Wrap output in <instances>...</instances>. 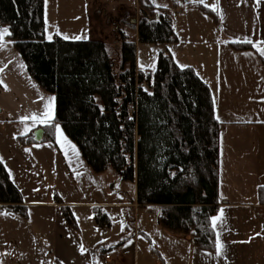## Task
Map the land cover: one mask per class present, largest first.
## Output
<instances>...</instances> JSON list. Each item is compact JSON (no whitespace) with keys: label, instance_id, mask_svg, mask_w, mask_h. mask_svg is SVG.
Returning <instances> with one entry per match:
<instances>
[{"label":"trees","instance_id":"16d2710c","mask_svg":"<svg viewBox=\"0 0 264 264\" xmlns=\"http://www.w3.org/2000/svg\"><path fill=\"white\" fill-rule=\"evenodd\" d=\"M138 5L143 15L132 28L138 44L178 43L168 10L153 0H138ZM196 7L216 20L215 12ZM0 28L9 29L7 40L27 73L54 98L53 119L49 126L39 125L40 141L51 139L59 124L94 174L111 170L118 181L134 183L137 207H160L159 225L189 235L198 249L214 250L219 122L208 86L193 70L177 66L165 50L153 74L137 71L136 41L119 29L115 55L101 40L56 35L47 41L44 0H0ZM258 198L264 205V186ZM21 203L0 161V204L24 217ZM64 214L73 225L68 209ZM94 220L109 226L100 208H94Z\"/></svg>","mask_w":264,"mask_h":264},{"label":"crops","instance_id":"0c3cea01","mask_svg":"<svg viewBox=\"0 0 264 264\" xmlns=\"http://www.w3.org/2000/svg\"><path fill=\"white\" fill-rule=\"evenodd\" d=\"M171 4L174 11L187 8L184 9L186 14H189V8L196 10V13H190L196 20L189 25V41L199 38L195 34L207 31L213 35L208 42L215 41L220 46L218 52L221 62L216 74L211 75L209 82L204 79L202 82L210 90L214 114L219 122L217 196L220 204L211 218V226L213 218L220 217L221 212L223 215L217 221V226H212L215 233V248L212 251L198 249L194 242L191 243L193 240L189 235L159 225L161 208L157 206L149 207L160 209L156 220V228L160 229L158 237L150 233L147 226L144 232L138 229L137 233L146 238L160 264H264V205L258 198V188L264 186L259 143L264 121H259L255 108L256 103L264 106V55L261 54L264 50V0H171ZM197 4L215 12L216 20L213 15L197 8ZM137 7L136 12L141 11ZM159 7L171 12L169 8ZM200 12L212 18L215 25L200 17ZM91 15L92 11L87 6L82 9L74 0H44L45 40L50 41L48 37L56 35L63 39L79 37L81 40H102L100 33L109 35V39L113 38V23H121L122 19L107 13L100 16L99 12L95 15L101 23L100 30L95 28V18ZM140 15L141 19L143 14L140 12ZM198 21L203 23L201 30ZM104 26L106 29H103ZM213 27H216V31ZM176 35L178 42H183L181 36L178 33ZM235 43L248 46L237 49L232 46ZM0 68H3L0 76L8 89L0 86V124L31 126L26 137L34 140L29 143H40L43 135L40 124L33 125L31 119L22 120L43 113L49 102L53 119V96L44 92L29 76L23 60L11 43L8 44V50L0 51ZM132 184L135 203L136 187ZM129 205L137 207L136 203ZM22 217L0 204V264H18L17 248L23 245V241L29 244L32 253L34 236L39 239L38 250L48 243V240L44 241L47 234L43 232V220L32 228L29 218ZM217 236L224 246V255L221 257L216 256ZM189 251L194 256L190 261Z\"/></svg>","mask_w":264,"mask_h":264},{"label":"rangeland","instance_id":"374dc122","mask_svg":"<svg viewBox=\"0 0 264 264\" xmlns=\"http://www.w3.org/2000/svg\"><path fill=\"white\" fill-rule=\"evenodd\" d=\"M153 1L156 6L171 10L174 31L181 36L183 42L169 45V49L167 46L138 44L136 31L132 28L136 27L141 16L140 12L143 13L136 12L137 0H74L82 9L87 6L92 11L95 28L100 30L101 23L99 24V18L95 14L100 12V16H104L107 13L116 19H122L121 23L114 21L113 31L123 30L131 40L136 41L137 71L153 74L160 52L167 50L177 66L189 67L201 81L204 79L209 82L221 62L218 52L220 46L215 41L208 42L213 35L207 31L194 35L203 40L196 38L189 41V25L196 20V17L190 13H196L194 12L196 10L189 8V14H186L184 9L187 8L183 7V11L181 10L183 13L179 14L180 9L174 11L171 0ZM200 13L198 14L202 15L200 17L215 25L212 18ZM131 20L136 22L131 23ZM199 25L198 28L201 30L203 23L199 22ZM103 29H106L105 26ZM212 29L216 31V27ZM99 35L102 36L101 41L106 43L115 55L117 47L114 36L109 39V35L103 33ZM143 85L147 87L148 84ZM255 108L259 121H264L263 104L256 103ZM57 127L63 133L62 138L56 130ZM29 128L32 127L25 124H0V158H2L0 161L7 168L20 191L21 206L25 207V216L31 221L32 228L35 225L37 227L42 219L43 232L47 234V239L44 237V241L48 240L47 245H44L42 250H38L39 239L34 236L32 253L29 244L23 241V245L17 248L19 250V254L16 255L17 263L56 264V261H59L61 264H127L128 261V264H160L159 258L146 238L137 233L138 229L143 231L147 226L150 233L158 237L160 229L156 228V220L160 209L130 207L129 204L135 205L133 184L118 181L111 170L103 175L94 174L83 160L76 144L68 138L59 124L54 125L51 139L45 138L37 144H26L25 141H21L20 138H27L26 134L30 131L26 129ZM261 132L263 135L259 141L260 166L264 175V126ZM94 208H100L106 214L109 226L100 227L96 224ZM66 209L73 218V225L66 219L64 214ZM105 255H108L110 260H105ZM192 259H194L193 252L189 251V261Z\"/></svg>","mask_w":264,"mask_h":264},{"label":"snow or ice","instance_id":"6c2138e0","mask_svg":"<svg viewBox=\"0 0 264 264\" xmlns=\"http://www.w3.org/2000/svg\"><path fill=\"white\" fill-rule=\"evenodd\" d=\"M259 2V0H258ZM59 34V33H57ZM11 36V32L9 31V29L7 28H0V51H6L8 50V44L11 43V41H8L6 38ZM49 40L52 39L51 36L48 37ZM65 39H67V37H65ZM77 39H79V37H77ZM248 43H251V41H246ZM261 54L264 55V50L261 51ZM21 67H23V65H21ZM3 72V68H0V73ZM0 86H3L5 88V90L7 89V85L4 82L2 76H0ZM54 100V98H52ZM50 104L51 102H49V105H46L45 107V111L39 115H32L31 117H24L22 122L27 121L29 119L32 120L33 125L36 124H40L42 126H49V122L52 120V111L50 108ZM31 129H26V131H30ZM57 132L59 133L60 137H63V133L60 132V129L57 127ZM0 160H2V158H0ZM223 213L221 212V216L220 217H216L213 218L212 220V226L213 228H215L217 226V221L221 220ZM81 251L83 252V249H81ZM224 255V246L223 244L220 242L219 236H217V240H216V256L217 257H221Z\"/></svg>","mask_w":264,"mask_h":264},{"label":"built area","instance_id":"2783aa9c","mask_svg":"<svg viewBox=\"0 0 264 264\" xmlns=\"http://www.w3.org/2000/svg\"><path fill=\"white\" fill-rule=\"evenodd\" d=\"M143 84H145V83H143ZM104 259H105V260H109V256H108V255H105V256H104Z\"/></svg>","mask_w":264,"mask_h":264},{"label":"water","instance_id":"95a60500","mask_svg":"<svg viewBox=\"0 0 264 264\" xmlns=\"http://www.w3.org/2000/svg\"><path fill=\"white\" fill-rule=\"evenodd\" d=\"M136 22V20H131V23H135ZM38 137V136H37ZM39 138V137H38Z\"/></svg>","mask_w":264,"mask_h":264}]
</instances>
